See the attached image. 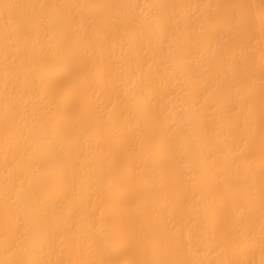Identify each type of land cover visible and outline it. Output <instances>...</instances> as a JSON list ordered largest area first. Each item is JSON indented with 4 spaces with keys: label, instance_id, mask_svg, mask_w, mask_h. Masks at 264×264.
Instances as JSON below:
<instances>
[{
    "label": "bare ground",
    "instance_id": "6f19581e",
    "mask_svg": "<svg viewBox=\"0 0 264 264\" xmlns=\"http://www.w3.org/2000/svg\"><path fill=\"white\" fill-rule=\"evenodd\" d=\"M0 264H264V0H0Z\"/></svg>",
    "mask_w": 264,
    "mask_h": 264
}]
</instances>
